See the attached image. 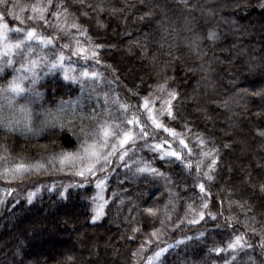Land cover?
<instances>
[{
	"label": "trees",
	"instance_id": "obj_1",
	"mask_svg": "<svg viewBox=\"0 0 264 264\" xmlns=\"http://www.w3.org/2000/svg\"><path fill=\"white\" fill-rule=\"evenodd\" d=\"M22 2L47 5V0ZM57 11L80 27L69 29L71 35L59 29ZM45 18L57 27L39 20L9 22L10 28H26L13 31V40L23 39L31 27L55 38L47 46L35 39L25 42L36 49L32 58L43 63L34 84L33 74L24 69L29 79L23 83L40 95L26 92L18 99L31 95L37 109L62 113L77 125L83 120L92 131L101 118L108 119V111L124 119L119 104L139 109L145 122L143 98L168 99L167 91L174 89L179 93L172 101L175 119H159L188 141L191 153L175 142L171 147L191 159L193 167L163 158L137 140L133 160L150 162L164 176L138 172L131 160L125 167L118 152L96 175L33 169L23 179L7 180L3 169L48 163V154L78 150L80 141L59 123L54 124L59 135L48 129H0V264H141L145 247L157 236V242L172 246L152 264H264V0H53ZM211 31L217 38L209 37ZM77 41L98 56H77ZM66 43L69 48L63 47ZM61 50L64 66L50 69L43 56ZM17 68L18 63L0 72V85L17 75ZM84 69L100 75L83 76ZM73 75L79 78H69ZM165 82L166 90L158 91ZM162 103L154 105L157 114ZM93 112L98 115L89 119ZM169 138L163 131L155 134V141ZM198 138L206 143L200 145ZM211 149L219 159L211 172L214 179L208 180L195 162L206 172L213 157L201 154ZM101 177L107 204L104 215L93 220ZM200 180L211 195L200 191ZM148 208L160 211L151 214ZM201 210L204 220H199ZM237 235L244 237V246L229 248Z\"/></svg>",
	"mask_w": 264,
	"mask_h": 264
},
{
	"label": "snow or ice",
	"instance_id": "obj_2",
	"mask_svg": "<svg viewBox=\"0 0 264 264\" xmlns=\"http://www.w3.org/2000/svg\"><path fill=\"white\" fill-rule=\"evenodd\" d=\"M7 2L8 0H0V4L5 5V10L0 11V41L4 42L2 47H0V72H3L7 67L13 66L17 63L19 64V68L16 69L17 75L12 76L11 80L5 85H0V100L5 101L10 108H15L20 115V119L26 121L30 125L32 119V109L30 107V102L21 104L18 103L17 98L21 96V93L26 92L34 93L37 96L40 95L34 87H25L23 82L29 79L28 73H32L33 79L31 83H35L36 68L39 66L40 63H43V61L34 60L32 58L36 53V49L32 45L26 44L25 42L35 39L40 41L44 46H47L54 43L55 38L52 35H38L37 28L31 27L29 30H27V34L23 37V39H17L15 40V42H11L9 37V32L11 31V29L3 21L6 14L15 15L16 6L13 5V9L9 10L7 8ZM52 2L53 0H47V5L39 8L33 6L32 12H39V16H33L32 19L42 21L43 25H47L49 28H56L57 25L52 24L48 19L45 18V13L48 11V6L52 5ZM187 2L188 0H185V4H187ZM23 10L24 9H21V11ZM67 10V7L63 9L64 12H67ZM53 15L59 17L61 13L57 11L54 12ZM84 15L86 16L88 15V13L85 12ZM58 27L59 29H62L65 33L71 35V33H69V28H78L80 27V25L73 23L69 26L61 23L58 25ZM16 31L24 32L25 29L18 28L16 29ZM208 35L212 39L217 38V33L214 31L209 32ZM200 39V37H197V40ZM63 47L69 48V44L66 43L63 45ZM96 47H102V45H97ZM40 51L41 53H43L44 49L41 48ZM5 53H7V55H5ZM13 54H16L18 56V59L13 60L8 58ZM81 54H84L85 59H88L89 56H91L92 58L98 56V53L96 51H91L86 46H81L80 42L77 41L76 55L80 56ZM50 55L56 56V58L50 59ZM64 56L65 54L63 50H61L58 55H56L55 53L45 54L43 56V60H46L48 62L49 68L52 69L57 67L58 65L64 66ZM65 67L72 70L71 66ZM24 69H27L28 73H26ZM65 74L67 76V71ZM81 75L97 77L100 75V73L84 69L81 72ZM69 78L78 79L79 77L73 75ZM166 88V82L157 85L158 91L164 92ZM166 94L168 96V99H164L163 97H154L152 100H150L148 96H145L143 98V110L146 112L145 122H141V117L137 114L139 112V109L132 110L131 106L126 103L119 104L117 111L119 113L121 110H123L125 113V118L119 119L118 116H113V114L108 111V119L103 120L101 118V121L98 123L95 130L92 131L88 130V128L84 125L83 120H81L80 125H77L72 123L71 121L64 119L62 113L61 115H53L50 111H48L46 114L50 122L54 124L59 123L60 128L63 131H71L72 134L80 141L78 150L67 151L61 148L58 152L48 154L45 157V159L48 160V163H17L13 167L3 169V172L5 173L4 179H23L24 175L30 171H33V169L35 170V173H38L41 170H69L74 171L80 177H86L87 175H96L98 169L108 168L109 160L118 152V158L122 161H125V167H129L127 161L131 160L132 165L136 167V170L138 172H148L153 175L164 176V174L160 173L158 169L152 167L150 162L145 161L142 158L133 160L137 140H143L145 147H152L158 150V154L161 155L163 158L174 157L182 160L186 164V166L191 169L193 167V161L191 159H187L183 155L182 151H177L176 148L171 147V145L175 142L178 143L183 150H186L188 153H191L192 149L188 146V141L184 139L183 134L178 132L177 129L169 127L163 122L162 119L158 118L159 115L161 117L168 116L175 119L172 101L179 97V93L173 89L167 91ZM104 96L106 99H108V93H104ZM157 100H163L161 109L159 110L158 114L154 111V105ZM225 106H227L226 102ZM128 114H131V119H127ZM97 115V113L93 112L92 115H90L88 118L94 119ZM6 126L10 130H12V126L10 123ZM149 129H151V132L149 131ZM158 130L169 133V140L155 142V134ZM198 143L200 145H204L206 142L205 140L198 138ZM166 144L169 145L167 149L165 147ZM130 149L131 154L129 151ZM216 152V149H211L201 154L203 157H213L211 163L207 165L208 170L206 172L203 171L200 161L195 162L196 169L201 173L202 176H206L208 180L214 179V177L211 175V172L215 167L217 160L219 159L218 155H214ZM103 184V180L99 181L100 186H103ZM198 187L201 192H205L207 195H211L210 192H207L204 180L199 181ZM34 196V192L29 193L30 199ZM106 204L107 201L103 198V196H99L95 207V215L92 217L93 220L100 219L104 215V208ZM202 207L207 208V204H203ZM189 208L193 213L196 212V208L192 207L191 205H189ZM146 211L151 214H156L160 210L148 208L146 209ZM164 212L167 217V209H165ZM198 215L199 220H204L206 213L205 211L201 210L199 211ZM208 215H211L212 219L216 218L215 214L209 213ZM192 222L199 223V221ZM138 230L139 229H137V231ZM251 231L255 232L256 229L252 228ZM152 235H156L155 230ZM157 239H159V236H157ZM149 243H151V241H149ZM242 246H244V237L242 235H237L234 238V241L228 244V247L231 249H237ZM142 249L143 246H141V250ZM222 250L223 249H213V251ZM164 251H166V249L162 248L159 252L154 253L153 259L158 258Z\"/></svg>",
	"mask_w": 264,
	"mask_h": 264
},
{
	"label": "rangeland",
	"instance_id": "obj_3",
	"mask_svg": "<svg viewBox=\"0 0 264 264\" xmlns=\"http://www.w3.org/2000/svg\"><path fill=\"white\" fill-rule=\"evenodd\" d=\"M1 5H2V7L0 8V11H4L5 10V5H3V4H1ZM13 5L16 6L15 7V15L6 14L5 17H4V21H3L4 23H6L8 25V27H9L10 20L15 21V22L16 21H18V22H26L27 21L29 23L30 20H33L32 19L33 16H39V12H36V13L32 12V7L33 6H35L37 8L42 7V5H37V4L32 5V6H25L24 3L22 2V0H8L7 8L9 10L13 9ZM21 9H24V10L21 11ZM65 17H66L65 13H61V15L59 17H57L54 20V22H56L57 25L63 23L65 25H69V26L74 23L73 19H69V18L66 19ZM18 28L19 27H18L17 24H16L15 27L10 28L11 31L9 32V37H10L11 42H15V40L11 39V33L13 31H16V29H18ZM24 29H26V28H24ZM69 29H71V28H69ZM3 43H4L3 41H0V47H2ZM159 117L160 116L158 115V118ZM155 142H162V141H155ZM117 155L119 156V154H117ZM115 156L116 155H114L111 159H115ZM118 160H119V158H118ZM101 180H103L102 177L98 178L96 180V189H97V191H96V197H95L96 202H95L94 210H95L96 203L98 201L99 196H103L104 199L106 198V194H105L106 186H105V183L103 184V186L99 185V181H101ZM153 242H151V244ZM155 242L156 243H154L152 245L149 244V245H147V247H145V252H144L145 254L141 255V257H142V260L140 261L141 264H150V261H151V264L152 263H157V261L160 259V257L162 256V254L164 252L156 259H153L154 253L159 252L162 248L167 250L168 248H170L172 246V243H170V242H163V243L162 242H157V238L155 239ZM138 261H139V259H138Z\"/></svg>",
	"mask_w": 264,
	"mask_h": 264
},
{
	"label": "clouds",
	"instance_id": "obj_4",
	"mask_svg": "<svg viewBox=\"0 0 264 264\" xmlns=\"http://www.w3.org/2000/svg\"><path fill=\"white\" fill-rule=\"evenodd\" d=\"M29 102H30V107L32 109L31 111L32 119L30 125L26 121L20 119V115L15 108H10L5 101L0 100V129L8 130L9 128L6 125L10 123L12 129H16L18 127L27 128L29 130L48 129L49 132H51L52 134L59 135L60 134L59 128L55 127L54 123L49 121V118L47 117L46 114L47 113L46 110L41 111L34 106L35 99L33 96L29 95L18 99V103L21 104H25ZM64 131L67 132V130Z\"/></svg>",
	"mask_w": 264,
	"mask_h": 264
}]
</instances>
